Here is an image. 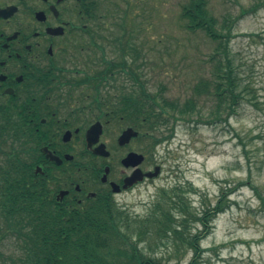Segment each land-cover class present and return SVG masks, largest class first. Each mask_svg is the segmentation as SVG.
<instances>
[{"label":"flooded vegetation","instance_id":"af4514ba","mask_svg":"<svg viewBox=\"0 0 264 264\" xmlns=\"http://www.w3.org/2000/svg\"><path fill=\"white\" fill-rule=\"evenodd\" d=\"M116 2L0 0V123L10 124V141L24 143L28 182L42 186L51 205L75 212L120 205L118 197L163 170L160 128L144 118L143 73L135 65L118 69L134 60L133 46L125 32L113 40L118 24L98 21L102 5L127 10L126 0L125 9ZM128 129L137 134L122 144ZM101 144L107 156L95 152Z\"/></svg>","mask_w":264,"mask_h":264},{"label":"rangeland","instance_id":"374dc122","mask_svg":"<svg viewBox=\"0 0 264 264\" xmlns=\"http://www.w3.org/2000/svg\"><path fill=\"white\" fill-rule=\"evenodd\" d=\"M127 1V13L100 6L102 19L98 21L118 24L112 31L113 40L126 33L124 42L131 43L135 55L133 61L128 58L129 65L138 66L150 93L156 94L165 85L168 100L185 103L195 98L193 86L209 76L212 66L206 60L217 44L203 32L193 33L185 27L181 7L187 0ZM255 1L210 0L209 7L222 22L225 16L237 18ZM124 2L117 0L116 4L125 9ZM230 49L249 87L246 99L234 114L209 123L217 101L200 97L198 112L191 116L195 122L171 120L169 126H162L160 137H168L173 128L174 132L159 144L161 177L118 197L117 202L131 214L144 216L161 188L190 184L195 190L187 193L190 212L200 213L203 206H215L226 192L230 207L213 220L201 244L200 263L264 264V204L259 197L264 196V8L236 23ZM201 118L204 121L198 124ZM190 227L193 233L202 229L197 222ZM14 243L12 238L0 241V253L11 254ZM192 255L181 244L153 253L168 264H188Z\"/></svg>","mask_w":264,"mask_h":264},{"label":"trees","instance_id":"16d2710c","mask_svg":"<svg viewBox=\"0 0 264 264\" xmlns=\"http://www.w3.org/2000/svg\"><path fill=\"white\" fill-rule=\"evenodd\" d=\"M126 3L129 6V1ZM209 4L210 0H187L181 7L185 27L193 33L203 32L217 44L206 60L212 66L209 76L193 86L196 99L171 101L164 97L165 85L156 94L143 85L144 118L156 119L159 128L169 126L171 120L195 122L191 116L198 112L200 97L217 101L210 111L209 123L234 114L246 99L249 87L234 61L230 42L236 23L263 9L264 0L243 8L237 18L225 16L222 22ZM128 66V61L118 63L119 70ZM203 121L201 118L197 123ZM173 132L174 128L168 137H160L159 143L171 138ZM12 136L10 124L0 123V241H15L11 254L0 253V264H168L153 253L170 244H181L192 252L188 264H201L202 241L210 234L213 220L230 207L228 193L222 192L215 206H203L200 213H191L187 193L195 190L190 184L161 188L144 216L131 214L113 200L78 212L51 205L44 188L28 182L25 168L30 163L24 156V143L15 144L10 141ZM261 139L264 159V136ZM259 197L264 204V196ZM191 222H197L202 229L193 233Z\"/></svg>","mask_w":264,"mask_h":264},{"label":"water","instance_id":"95a60500","mask_svg":"<svg viewBox=\"0 0 264 264\" xmlns=\"http://www.w3.org/2000/svg\"><path fill=\"white\" fill-rule=\"evenodd\" d=\"M97 126H98V125H96V127H97ZM96 127H94L93 130H94ZM100 133H101V132H100V130H99V131H97L95 134H92V135H91V145H93V144H97V143H98V141H99V137H100V135H101ZM136 134H137V133H135L132 129H128V130H126V131L123 133V135L121 136V138H120V142H121L122 144H124V143L128 142L129 139H130L133 135H136ZM95 152L98 153V154H100V155H104V156H107V155L109 154L108 151L106 150L105 145H103V144L99 145L98 148L95 149ZM134 155H135V154L130 155V157H128L126 160H124V163H125L126 165H128L130 158H131L132 156H134ZM49 157H50L51 160L56 161L58 164L61 163V161L59 160V158H57V157H55V156H52V155H49ZM159 171H160V170L157 169L154 173L149 174V176H150V177H156V176L159 174ZM130 180H131V179H129L128 181H130Z\"/></svg>","mask_w":264,"mask_h":264}]
</instances>
